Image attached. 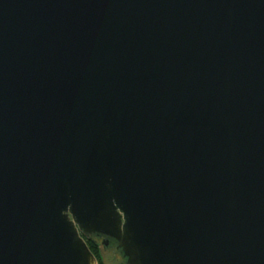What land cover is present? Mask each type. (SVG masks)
<instances>
[{"label": "water", "instance_id": "95a60500", "mask_svg": "<svg viewBox=\"0 0 264 264\" xmlns=\"http://www.w3.org/2000/svg\"><path fill=\"white\" fill-rule=\"evenodd\" d=\"M264 264V0H0V264Z\"/></svg>", "mask_w": 264, "mask_h": 264}, {"label": "rangeland", "instance_id": "374dc122", "mask_svg": "<svg viewBox=\"0 0 264 264\" xmlns=\"http://www.w3.org/2000/svg\"><path fill=\"white\" fill-rule=\"evenodd\" d=\"M97 264H125L115 249H106L99 240Z\"/></svg>", "mask_w": 264, "mask_h": 264}, {"label": "trees", "instance_id": "16d2710c", "mask_svg": "<svg viewBox=\"0 0 264 264\" xmlns=\"http://www.w3.org/2000/svg\"><path fill=\"white\" fill-rule=\"evenodd\" d=\"M88 246L90 247L91 251L95 254V256H99L98 253V246H99V240H95L94 238L85 237Z\"/></svg>", "mask_w": 264, "mask_h": 264}]
</instances>
